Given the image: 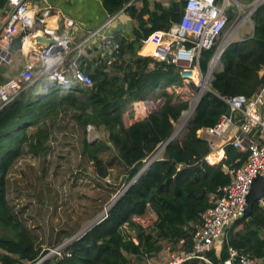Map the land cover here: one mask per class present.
Returning a JSON list of instances; mask_svg holds the SVG:
<instances>
[{"label": "trees", "instance_id": "16d2710c", "mask_svg": "<svg viewBox=\"0 0 264 264\" xmlns=\"http://www.w3.org/2000/svg\"><path fill=\"white\" fill-rule=\"evenodd\" d=\"M128 2L131 3L123 12L134 18L137 26L133 40L119 34L116 37L121 46L120 64L111 70L103 57L97 56L91 65L86 57H80V64L87 61L90 85L55 84L36 95L32 88L39 81L0 106V264H34L49 251L36 245L26 224L15 215L7 198V181L13 162L23 151L34 157L47 155L51 149L47 121L64 109L73 110L74 120L85 131L87 125H93L106 133L104 139L85 138L82 143L98 178L108 176V166L114 158L123 168L125 184L151 162L101 221L58 250L59 255L49 256L41 264H147L163 249V241L175 245L182 240L184 248L190 250L201 214L213 205L218 188L229 183L232 170L246 157L245 152L226 144L219 162L206 161L211 148L197 130L214 125L228 111L221 96L251 97L264 85V1L251 14L252 35L231 41L223 50L222 67L210 81L212 91L202 93L185 134L170 140L153 159L157 148L174 132L175 123L189 107L196 89L183 80L177 66L137 51L141 39L156 30L168 29L180 19L184 1H172L165 7L154 0L150 8L149 0H143L139 9L133 0H103V5L109 14H114ZM5 6L7 0H0V9ZM228 16L230 22L235 12L228 10ZM215 47L216 44L201 52L202 70H206ZM142 51L148 53L144 48ZM155 91L158 96L149 97ZM129 104L133 112H129L130 120H125ZM107 153H114V158L106 160ZM119 185L117 178L106 184L101 208L116 194ZM261 211L256 202L249 219L240 217L234 221L219 257L213 250L207 253L214 264H223L227 244L256 257L264 256V239L258 237L264 226ZM138 218L150 219L151 224L140 225ZM75 232L71 230L66 235ZM128 256H133L134 261Z\"/></svg>", "mask_w": 264, "mask_h": 264}, {"label": "built area", "instance_id": "2783aa9c", "mask_svg": "<svg viewBox=\"0 0 264 264\" xmlns=\"http://www.w3.org/2000/svg\"><path fill=\"white\" fill-rule=\"evenodd\" d=\"M183 1L180 19L172 22L168 29L156 30L146 39H141L140 49L146 42H150L154 46V51L145 55L177 66L183 80L196 89V100L204 91H212L210 81L213 73L221 69V54L226 45L231 42H227V39L222 40L229 24L228 10L235 12L234 18H236L237 10L247 2L243 0ZM263 1L251 0L248 3L256 7ZM31 2L32 0H7L10 9L0 33V62L7 61L6 55L10 52L12 39L18 32L21 33V48H26L27 60L16 79H10L0 85V106L11 101L21 91L43 80L49 84L62 86L90 85L91 75L86 71L89 60L80 64L79 58L84 57L81 48H84L91 39H96L95 49L99 50L98 56L105 59L109 68L121 62L119 57L121 46L116 40L118 33L105 31L116 13L109 14L99 27L86 29L84 36L75 42L73 37L76 31L82 28L81 26L79 27L70 16L65 14L58 15L53 20L49 18L52 15H50L47 0H43L47 4L38 9L29 7ZM130 3L125 4L120 11H123ZM37 37L49 39L50 45L41 43ZM26 44H28L27 47H25ZM214 44L216 47L207 63V68L202 70L199 61L201 52ZM37 45L43 46L42 49L36 50ZM53 46H61V50L52 53ZM140 49L137 51L138 54H141ZM46 87H42V92L47 89ZM220 98L227 103L228 111L222 113L214 125L197 130L198 136L203 139H206L203 135L212 137V139H206L211 151L205 159L210 162L211 157L224 153L226 144H231L245 152L246 157L238 167L232 170L229 183L218 188L219 194L213 205L201 214L200 223L192 235L191 248L183 254L182 261L197 259L207 264H214L207 253L220 238H223L224 245L228 228L244 215L246 196L254 179L258 175H264V85L251 97L235 95ZM195 100H192L188 110H185L186 118L193 114ZM87 129L92 130V133L95 132L91 125H87ZM93 135L96 136V133ZM174 138H176L175 133ZM217 139L219 142H216ZM160 148L164 149L162 145ZM161 152L156 151L154 154L157 157ZM258 203L260 207L264 206V196ZM180 242L182 243V240ZM226 252L227 256L223 264H255L254 256L230 244H227ZM177 263L179 260L173 258L167 264Z\"/></svg>", "mask_w": 264, "mask_h": 264}, {"label": "rangeland", "instance_id": "374dc122", "mask_svg": "<svg viewBox=\"0 0 264 264\" xmlns=\"http://www.w3.org/2000/svg\"><path fill=\"white\" fill-rule=\"evenodd\" d=\"M253 8V5L247 2L237 10V16L229 22L222 40L225 41L229 35L231 36L227 42L243 39L252 34L253 21L248 12ZM245 15L246 18L242 21ZM144 49L148 52L151 51L149 47ZM140 55H145V53ZM127 56L128 54L125 55V58ZM47 84V81H40L32 90L36 95H41L42 87ZM158 94L159 92L155 91L149 97L154 99ZM196 96L195 92L192 100H195ZM130 111L133 112L132 104L128 105L125 120H130ZM186 115L187 112L184 111L175 123L176 138H181L187 130V124L192 115L188 118ZM47 126L50 134L48 141L50 151L45 157H34L23 151L9 170L7 198L17 218L30 230L36 245L49 249L50 256H53L60 254L58 250L61 249H58V246L61 243L99 215L112 198L128 183L125 184L123 168L114 158V153L105 155L106 160L113 158L114 160L108 166V176L101 179L97 177L92 162L83 152L82 143L85 138L89 141L106 138V133L101 129L91 125L96 136L87 127L85 131L74 120L72 109L60 111L55 118L47 121ZM203 136L206 139H212L210 136ZM160 147L161 145L156 151H163ZM116 178L120 184L118 191L101 208L102 201L106 198L104 188L106 184L112 183ZM137 222L140 225L151 224L150 219L142 221L138 218ZM71 230H76V232L67 236L66 234ZM58 237L61 240L59 244H57ZM163 246L165 250L160 257L156 255L150 261L147 260V264H158L160 261L163 264L162 262L168 259L172 252V244L163 241ZM160 258L161 260H159Z\"/></svg>", "mask_w": 264, "mask_h": 264}, {"label": "crops", "instance_id": "0c3cea01", "mask_svg": "<svg viewBox=\"0 0 264 264\" xmlns=\"http://www.w3.org/2000/svg\"><path fill=\"white\" fill-rule=\"evenodd\" d=\"M153 1L154 0H149L150 8H152L153 6V3H152ZM157 1L161 2L162 5L165 7H168L170 3L172 2L171 0H157ZM47 2L50 6V10H49L50 15H52V17H49V18L53 20V18H57L58 15L60 16V15L65 14V15L70 16L79 25V27L80 26L82 27L78 31H76V35L75 37H73L75 42H77L84 36V31L86 29H94V28L99 27L109 15L108 11L103 5V0H47ZM46 4H47L46 2L41 3L37 1H32V6L37 9L42 6H45ZM132 4L139 9L143 4V0H133ZM9 9H10L9 5L0 9V33H1L2 27L5 24L6 15ZM136 26H137V22L134 18L133 19L130 18L128 16V13L126 12L119 11L116 13V16L109 23L105 31L106 33L117 32L121 36L124 35L123 38L134 39V29L136 28ZM20 34L21 33L18 32L14 38L17 37L20 39ZM30 42L32 43V40ZM146 45H149V42H146L144 44V47ZM42 47L43 46L37 45L35 48L36 50H40L42 49ZM96 47H97L96 39H91L90 41L87 42V45L84 48L83 47L81 48L83 56L89 60L90 65H91V62L95 60V58H97L99 54V50L95 49ZM143 48L141 49V53H144L142 51ZM25 52H26V48L17 49V51L13 53L8 52V54L6 55L7 61L0 62V85L5 84L10 79H16L20 75V72L23 70L26 60H27ZM148 54H151V53H148ZM216 142H219V139H217ZM221 155L222 156L220 157V159H212L210 160V162L211 163L219 162L224 157V153L222 152ZM260 208L262 210L260 212V217L264 220V206ZM249 218H246V219H249ZM239 228L240 226H238V229ZM252 228H255V227H252ZM258 237L260 239H264V226L260 227L258 231ZM227 238H228V231L226 233V239ZM171 249H172V252L170 253L168 259L165 260V262H162L163 264H167L168 261H170L173 258H176V260H179V263L177 264H207L197 259L182 261L181 260L182 256L187 251V249L184 248V245L181 242H178L175 245L172 244ZM164 250L165 248L163 246V249L156 255L160 257V255L162 254ZM212 250L215 253L213 248ZM156 255L149 258L148 261L153 259ZM254 258H255V264H264V256L263 257L254 256ZM159 260H161V258ZM132 261H134V257ZM158 264H161V261Z\"/></svg>", "mask_w": 264, "mask_h": 264}, {"label": "water", "instance_id": "95a60500", "mask_svg": "<svg viewBox=\"0 0 264 264\" xmlns=\"http://www.w3.org/2000/svg\"><path fill=\"white\" fill-rule=\"evenodd\" d=\"M32 1H37V2H43V0H32ZM260 5V4H259ZM259 5H257L256 7H254L252 9V11L249 13V15H251L258 7ZM32 6V2L29 4V7ZM254 31V29H253ZM37 40L40 41L43 44H49L51 43V41L47 38H41V37H37ZM22 45V42L19 38H13L12 42H11V47H10V52H16L17 49H20ZM61 50V46H53L51 49L52 53H55L56 51ZM36 68V67H35ZM50 85H54L53 83H48L45 86H50ZM46 87V88H47ZM42 92V91H41ZM44 92V91H43ZM42 92V93H43ZM199 100V96L197 97V99L195 100V105L194 108L196 107V104ZM174 139V132L172 133V135L166 140V142L164 144H162V148H164L166 146V144L170 141ZM156 157V155L154 154V156L152 157V159ZM151 159V160H152ZM151 161L147 162L146 165H144L139 172L134 176L133 179H131L129 181V183L112 199V201L104 208V210L97 215L92 221H90L85 227H83L81 230H79L77 233H75L74 235H72L71 237H69L65 242L61 243L58 246V249H62L64 247H66L69 243H71L72 241H74L75 239L79 238L81 235H83L85 232H87L91 227H93L95 224H97L99 221H101L104 217V215L107 213V211L110 209V207L118 200V198L126 191V189L130 186V184H132L134 182V180L145 170V168L150 164ZM264 196V175H258L251 187L250 190L246 196V209L244 212V215L242 217L244 218H249L251 216V212H252V207L254 205V203L258 202L259 199H261ZM223 247V238L218 239L217 241H215L214 245H213V249L215 251V255L217 257H219L221 249ZM50 256V253L48 252L47 254H45L43 257H41L38 261H36L34 264H41L42 262H44L48 257Z\"/></svg>", "mask_w": 264, "mask_h": 264}, {"label": "bare ground", "instance_id": "6f19581e", "mask_svg": "<svg viewBox=\"0 0 264 264\" xmlns=\"http://www.w3.org/2000/svg\"><path fill=\"white\" fill-rule=\"evenodd\" d=\"M248 13H249V12H248ZM248 15H249V14H248ZM245 18H246V15L243 17L242 21H244ZM230 36H231V35H229V36L227 37V40H229ZM27 46H28V44L25 45V47H27ZM146 46L149 47V48L151 49V51L148 52V53H152V52L154 51V47H153V45H152L150 42H149V45H146ZM146 46H145L144 48H147ZM158 153H159V152H158ZM221 154H222V153H219L218 156H213V157H211V160H212V159H220V157L222 156Z\"/></svg>", "mask_w": 264, "mask_h": 264}]
</instances>
